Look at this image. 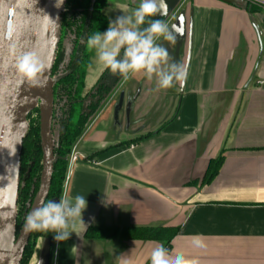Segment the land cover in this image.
<instances>
[{"label": "crops", "instance_id": "obj_1", "mask_svg": "<svg viewBox=\"0 0 264 264\" xmlns=\"http://www.w3.org/2000/svg\"><path fill=\"white\" fill-rule=\"evenodd\" d=\"M105 1L108 24L140 4ZM165 2L183 35L159 43L185 82L157 90L155 78L120 77L69 155L61 196H85L86 226L38 238L28 264H151L158 243L197 264H264V11ZM88 52L84 94L106 71Z\"/></svg>", "mask_w": 264, "mask_h": 264}, {"label": "water", "instance_id": "obj_2", "mask_svg": "<svg viewBox=\"0 0 264 264\" xmlns=\"http://www.w3.org/2000/svg\"><path fill=\"white\" fill-rule=\"evenodd\" d=\"M66 2L67 0H63V4L57 7V0H0V238L2 227L8 222L13 223L10 248L0 251V264H20L32 233L22 226L16 237L15 207L20 150L28 134V115L36 108H39L43 165L39 189L28 213L45 203L53 181L54 164L57 160L51 130L54 108L52 88L55 79L50 75V68L59 43L61 14ZM245 5L250 11L251 5ZM155 18L165 19L159 16ZM29 52L35 53L46 66L40 86L22 81L15 70L16 58ZM112 77L120 78L114 75ZM15 159L17 180L13 189Z\"/></svg>", "mask_w": 264, "mask_h": 264}, {"label": "trees", "instance_id": "obj_3", "mask_svg": "<svg viewBox=\"0 0 264 264\" xmlns=\"http://www.w3.org/2000/svg\"><path fill=\"white\" fill-rule=\"evenodd\" d=\"M105 4V0H67L61 14L59 43L50 68V75L55 79L52 88L54 108L51 130L57 160L45 202L50 200L58 202L60 199L73 146L120 80L114 79L106 70L96 86L84 94L89 57L86 41L89 35L97 31L103 32L108 27V19L103 13ZM251 11L256 12L260 9L256 5H251ZM34 114L37 117H33ZM28 121V134L20 150L19 185L15 207L17 226L24 224L39 189L43 165L38 108L28 115ZM222 161L223 156H220L211 162V176L218 172ZM89 232L94 234L96 230L92 229ZM175 233L176 230H169L167 237L169 242ZM54 235L53 232L32 231L20 264L29 263L38 238L52 239ZM152 236L156 237L155 231Z\"/></svg>", "mask_w": 264, "mask_h": 264}, {"label": "clouds", "instance_id": "obj_4", "mask_svg": "<svg viewBox=\"0 0 264 264\" xmlns=\"http://www.w3.org/2000/svg\"><path fill=\"white\" fill-rule=\"evenodd\" d=\"M62 4L63 0H57V7ZM167 15L165 0H140L130 14L117 16L109 21L105 31L89 35L87 47L94 50L96 62L112 75L128 80L140 74L149 81L155 78L157 90L170 89L185 82L187 68L174 61L168 48L159 43L163 40L174 45L178 35H183L176 25L155 18ZM14 66L22 81L41 85L46 66L35 53L18 56ZM86 208L85 196L77 194L73 198L65 194L58 202L50 200L35 207L26 215L24 227L26 231L53 232L56 241L68 240L73 233L79 236V228L86 226L82 216ZM196 246H200L199 242ZM150 260L151 264H197L183 255H172L159 243L153 248Z\"/></svg>", "mask_w": 264, "mask_h": 264}, {"label": "bare ground", "instance_id": "obj_5", "mask_svg": "<svg viewBox=\"0 0 264 264\" xmlns=\"http://www.w3.org/2000/svg\"><path fill=\"white\" fill-rule=\"evenodd\" d=\"M16 158V156H15ZM13 172H12V186L15 188L17 180V162L14 161ZM13 223L8 222L2 227V234L0 238V251H6L10 248V242L12 241Z\"/></svg>", "mask_w": 264, "mask_h": 264}, {"label": "built area", "instance_id": "obj_6", "mask_svg": "<svg viewBox=\"0 0 264 264\" xmlns=\"http://www.w3.org/2000/svg\"><path fill=\"white\" fill-rule=\"evenodd\" d=\"M244 1L248 4L256 5L257 7L261 8L264 11V0H244ZM70 159H71V161L75 162V161L79 160V157L77 155L73 154V155H71ZM67 181H68V178L66 177L65 181H64L63 188L66 185Z\"/></svg>", "mask_w": 264, "mask_h": 264}, {"label": "rangeland", "instance_id": "obj_7", "mask_svg": "<svg viewBox=\"0 0 264 264\" xmlns=\"http://www.w3.org/2000/svg\"><path fill=\"white\" fill-rule=\"evenodd\" d=\"M39 109V108H38ZM36 116V114H34V116L33 117H35ZM37 117V116H36ZM22 226H24V225H22ZM22 226L21 225H18L17 226V230H16V237L18 236V234H19V232H20V230H21V228H22ZM34 240L32 239L31 240V242H33Z\"/></svg>", "mask_w": 264, "mask_h": 264}]
</instances>
